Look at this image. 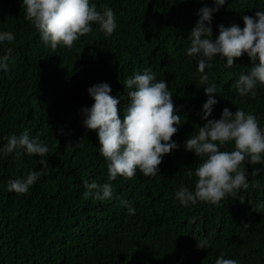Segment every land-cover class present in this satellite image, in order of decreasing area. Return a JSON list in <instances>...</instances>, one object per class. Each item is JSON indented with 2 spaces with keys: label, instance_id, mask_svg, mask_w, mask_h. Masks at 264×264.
Returning a JSON list of instances; mask_svg holds the SVG:
<instances>
[{
  "label": "trees",
  "instance_id": "16d2710c",
  "mask_svg": "<svg viewBox=\"0 0 264 264\" xmlns=\"http://www.w3.org/2000/svg\"><path fill=\"white\" fill-rule=\"evenodd\" d=\"M0 264H264V0H0Z\"/></svg>",
  "mask_w": 264,
  "mask_h": 264
}]
</instances>
